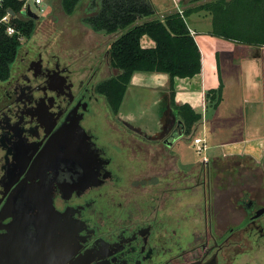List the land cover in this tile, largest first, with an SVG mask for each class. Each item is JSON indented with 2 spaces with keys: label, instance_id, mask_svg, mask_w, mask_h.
<instances>
[{
  "label": "flooded vegetation",
  "instance_id": "af4514ba",
  "mask_svg": "<svg viewBox=\"0 0 264 264\" xmlns=\"http://www.w3.org/2000/svg\"><path fill=\"white\" fill-rule=\"evenodd\" d=\"M57 48L28 41L0 74V264H264V186L240 156L188 157L155 71L126 87L149 107L125 90L115 110L109 51Z\"/></svg>",
  "mask_w": 264,
  "mask_h": 264
},
{
  "label": "crops",
  "instance_id": "0c3cea01",
  "mask_svg": "<svg viewBox=\"0 0 264 264\" xmlns=\"http://www.w3.org/2000/svg\"><path fill=\"white\" fill-rule=\"evenodd\" d=\"M165 2L173 8L169 0ZM190 15L184 17L186 24ZM187 27L200 51L201 70L192 77L152 73L163 107H170L184 124L180 115L183 106L200 114L191 127L193 137L203 139L213 149L219 148L225 154L255 155L264 140V37L243 42L215 36L212 29ZM244 29L251 30L249 26ZM141 43L147 48L154 46L147 36ZM142 74L141 80L149 78L148 73ZM200 131L201 136L194 133Z\"/></svg>",
  "mask_w": 264,
  "mask_h": 264
},
{
  "label": "trees",
  "instance_id": "16d2710c",
  "mask_svg": "<svg viewBox=\"0 0 264 264\" xmlns=\"http://www.w3.org/2000/svg\"><path fill=\"white\" fill-rule=\"evenodd\" d=\"M80 0H62V6L67 13H71ZM238 1L240 5L234 7L237 11L249 14L253 11V3L264 0H214L188 9L182 14L175 12L163 19L145 20L136 23L111 43L109 47L110 65L118 69V73L100 85V92L108 99L116 110L122 102L127 84L135 71L164 72L171 77H192L201 70V55L199 48L190 35L185 22V16L199 10L213 13V27L211 34L237 41L252 42L260 36L264 37V23L260 27L246 31L241 21L228 19L226 10L229 4ZM252 5V6H251ZM154 14L151 5L145 0H101L100 9L93 16L86 18V22L94 30L107 33L128 27L136 21ZM246 15V14H245ZM20 35L29 36L34 28L33 19L29 21H13ZM260 31V32H259ZM18 34L7 35L5 28L0 27V74L8 71L10 63L20 48L21 40ZM147 36L154 42L152 47H143L141 38ZM180 113L187 128L193 126L200 119L197 114L183 106Z\"/></svg>",
  "mask_w": 264,
  "mask_h": 264
},
{
  "label": "rangeland",
  "instance_id": "374dc122",
  "mask_svg": "<svg viewBox=\"0 0 264 264\" xmlns=\"http://www.w3.org/2000/svg\"><path fill=\"white\" fill-rule=\"evenodd\" d=\"M145 1H147L153 8V15L140 19L135 23L129 25L128 27L118 29L115 32L107 33L102 30L92 29L86 22V18L95 15L100 9L101 0H80L75 5L71 13L65 12L62 6V0H44L43 13H40L34 6L31 5L32 10L37 13L38 18L35 19L36 22L34 21V28L31 34L29 36H25L22 39L20 48L26 45L28 41H34L37 44L45 43L48 44L49 47L54 46L58 47L57 49L67 50L73 53V55H77L80 50L86 52L91 51L95 49L96 46L99 47V50L105 49L109 51L111 43L117 38V36L122 34L127 29L131 28L136 23H141L145 20L163 19L166 15H169L171 13H180V11L181 13H183L188 9L195 8L199 5H202L203 3L212 2L214 0H169L171 2V5H174L173 8L171 6H165L163 4L166 3L165 0H162V2H159V0ZM160 3H162L163 5L160 6ZM237 5H240V2L236 1L234 4L232 2L228 5L226 10L228 19H232L235 21L240 20L242 25H252L253 28L263 25V3H253L252 5H255V8L253 9V11H250L249 14L245 13L246 15L244 14V12L234 9V7ZM197 12V14L196 12H194L186 19L189 27L199 31L204 29H212L211 27H213L214 20L213 13H210L205 9H201ZM18 19L29 21L30 18L18 17ZM143 44L144 43H141L142 46ZM117 73L118 69L114 68L113 75H116ZM125 97V102L127 101L129 106L138 104V108H147L152 103V92L135 87L131 88L128 86ZM194 133L201 136V131ZM193 136L191 137L189 142L194 146V148L191 144L188 148L185 147V153L191 159H201L203 155L208 156L210 153L218 152V150L216 151V149H207L197 152L196 144H194L192 141ZM261 144L263 145H261L258 149L260 151L258 153H255V155H247L244 153H242V156L239 155L241 158L242 169L248 172L246 173L248 176H250L251 174L256 176L259 189L264 186V179L263 181H261V178L264 177V140ZM228 155L238 156V153ZM251 171H253L255 174L251 173Z\"/></svg>",
  "mask_w": 264,
  "mask_h": 264
},
{
  "label": "built area",
  "instance_id": "2783aa9c",
  "mask_svg": "<svg viewBox=\"0 0 264 264\" xmlns=\"http://www.w3.org/2000/svg\"><path fill=\"white\" fill-rule=\"evenodd\" d=\"M31 5L40 13L44 12V0H0V27L5 28L7 35L18 34V38L22 41L23 36L20 35L13 21L18 17H27L31 19V17L27 15V9L37 14L32 10ZM193 142L196 144L197 152L205 150L204 146H202L204 142L203 139L194 137Z\"/></svg>",
  "mask_w": 264,
  "mask_h": 264
},
{
  "label": "water",
  "instance_id": "95a60500",
  "mask_svg": "<svg viewBox=\"0 0 264 264\" xmlns=\"http://www.w3.org/2000/svg\"><path fill=\"white\" fill-rule=\"evenodd\" d=\"M11 12H13V11H11ZM27 15L28 16H30L31 18H33V19H37L38 18V15L37 14H35L34 12H32L30 9H27ZM182 135V134H181ZM180 135V136H181ZM264 210V209H263Z\"/></svg>",
  "mask_w": 264,
  "mask_h": 264
}]
</instances>
